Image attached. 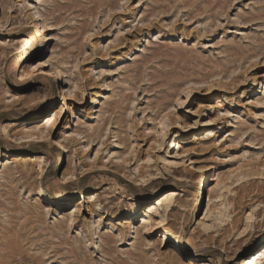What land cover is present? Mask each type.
Wrapping results in <instances>:
<instances>
[{"label":"rangeland","instance_id":"1","mask_svg":"<svg viewBox=\"0 0 264 264\" xmlns=\"http://www.w3.org/2000/svg\"><path fill=\"white\" fill-rule=\"evenodd\" d=\"M0 199V264H264V0H0Z\"/></svg>","mask_w":264,"mask_h":264},{"label":"bare ground","instance_id":"2","mask_svg":"<svg viewBox=\"0 0 264 264\" xmlns=\"http://www.w3.org/2000/svg\"><path fill=\"white\" fill-rule=\"evenodd\" d=\"M24 1H26V0H24ZM37 16V15H39V17H40V13L39 12H36L35 14H34V16ZM38 18V17H37ZM36 19V18H35ZM37 25H36V27L38 28V26H39V23L37 22L36 23ZM46 25V24H45ZM43 26V28H45L46 26ZM39 29V28H38ZM39 31H41L42 32V28L41 29H39ZM46 37V36H45ZM46 39H47V37H46ZM44 44H42V46H43ZM46 51H47V49H45V52L44 53H46ZM60 65L62 64L61 62L59 63ZM41 64H39L35 69H34V71H37V72H39V71H42V69H43V67L42 66H40ZM33 69H31V71H32ZM47 77H49L50 78V76H47ZM65 85H67V82L65 83ZM77 87L78 86H72V85H70V88H69V90L68 91H64L65 93H64V95L66 96V97H77L78 96V89H77ZM102 96V94L99 92V93H97L96 95H95V97L93 98V104H95L98 100V98L99 97H101ZM108 102V101H107ZM108 108H107V110H106V112H104L103 110L102 111H100V112H102V115L101 116H103V114H105V113H107V112H109V111H111V108H112V104L109 102L108 103ZM200 108H203V106H202V104H201V107ZM227 113V112H226ZM230 113V112H229ZM109 119H111V116H109L108 118H107V120H109ZM206 125H212L211 124V122L209 123V124H206ZM198 128H200V126L198 127ZM103 130L104 129H102L100 126H99V128H94V134H97V135H99L100 137L102 136L101 134L103 133ZM44 132V131H43ZM77 134H79V133H77ZM40 139H41V137H40ZM93 142V140H91L90 141V143H89V145L91 144ZM89 145H87V147L89 146ZM86 147V146H85ZM98 153V152H97ZM90 160V159H89ZM95 161V159L94 160H91V162H94ZM8 170L9 171H11V168H8ZM68 181H65V183H67ZM39 194L40 195H43V194H45V198H44V200H45V202L46 201H49V200H52V197L48 194V193H46V191H45V189L43 188V187H40V189H39ZM180 194L179 193H177V192H167V194H165V196H163L162 198H160V200L158 201V203H157V205L156 206H152V204L151 205H149L148 207H150L149 209H147L145 212H144V220H143V224H142V231H141V233H139V237L141 238V239H145L146 241L148 240V238L151 236V234H152V232H154L155 231V229H156V225H155V223H156V219H155V216L156 215H159V216H161V217H164V216H167L166 218L168 219L169 218V216H172L173 215V211H174V209H175V204H171L172 202V200L173 199H175V201L177 202V201H179L178 199H177V197L179 196ZM75 198V196H71L70 197V199H74ZM2 199H4V198H2ZM70 199H57V200H59L60 201V204L61 203H66V202H68ZM6 204L7 203H5L4 202V200H1L0 199V208H4V207H6ZM160 209H162L163 210V212L165 211V214H163V213H161L160 212ZM1 210V209H0ZM45 211H47V209L46 210H44V212ZM49 211H50V209H49ZM52 211H54V210H52ZM76 211V210H75ZM74 211V212H75ZM154 211H156L157 212V214H155V213H153ZM159 211V212H158ZM138 212V210L137 209H133L132 210V213H133V215H135L136 213ZM48 214H51L50 212L49 213H47L46 215L48 216ZM93 217V216H92ZM133 218V217H132ZM64 221H66L67 222V228L68 229H70V228H72V226L74 225V224H77V223H79L78 221H76V218H74V216H73V213H71L69 216H67V218L66 219H64L63 218V222ZM100 221H101V219H100ZM163 224H166V223H163ZM163 224H159V226H161V228H163L164 229V234H165V238H170V237H172V233H171V231H170V229H169V223L167 224V225H163ZM124 225H127V227H128V231H127V233H125L124 231H122V230H120L119 232H118V238H117V240H123V238H126L131 232H132V222L130 221V220H124ZM143 232V233H142ZM58 233V232H57ZM95 233L94 232H91L90 233V235L91 236H93ZM170 236H169V235ZM130 237V236H129ZM174 237V236H173ZM172 237V238H173ZM177 238V237H176ZM176 238H174V240H175V243H177L178 244V238L176 239ZM106 240V244H109V241H111V240H113V236L111 235V234H108V235H106V238H105ZM109 240V241H108ZM86 241V240H85ZM83 244V243H82ZM150 244V243H149ZM145 245V244H144ZM178 245H180V243L178 244ZM149 246V245H148ZM77 249H79L78 247H76ZM83 248V247H82ZM72 249V248H71ZM75 249H72L71 251H73V253L75 252L74 251ZM102 251H104V248H103V250ZM200 248H197V247H194V252H196V253H200ZM131 254H133V253H131ZM0 256H1V254H0ZM76 261H77V259H76ZM78 262V261H77ZM88 264V262L87 261H83V264ZM90 264V263H89Z\"/></svg>","mask_w":264,"mask_h":264}]
</instances>
